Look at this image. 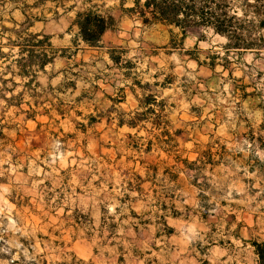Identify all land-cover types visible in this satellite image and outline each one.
Returning a JSON list of instances; mask_svg holds the SVG:
<instances>
[{
    "label": "rangeland",
    "instance_id": "rangeland-1",
    "mask_svg": "<svg viewBox=\"0 0 264 264\" xmlns=\"http://www.w3.org/2000/svg\"><path fill=\"white\" fill-rule=\"evenodd\" d=\"M58 3L0 0V51L8 56L0 57V97L8 100L0 98V264H258L252 243L264 242V52L225 57L226 40L200 31L187 35L183 49L171 48L166 28L122 13L120 0H93L119 19L104 47L74 45L75 11L67 8L78 10L83 0ZM31 23L28 33L50 35L58 51L38 74L39 87L6 69H16L19 52L10 41ZM116 46L130 69L109 59ZM214 58V71L199 64ZM166 78L172 84L163 88ZM146 95L165 102L172 131H181V159L196 161L215 142L225 147L223 164L202 173L209 180L198 176L208 200L186 183L198 171L180 175L186 185L171 202L176 217L159 210L160 188L146 182V163L174 164L163 151L145 152L157 132L150 124L117 126ZM200 205L210 207L206 221ZM163 216L175 230L170 237L159 230Z\"/></svg>",
    "mask_w": 264,
    "mask_h": 264
},
{
    "label": "trees",
    "instance_id": "trees-1",
    "mask_svg": "<svg viewBox=\"0 0 264 264\" xmlns=\"http://www.w3.org/2000/svg\"><path fill=\"white\" fill-rule=\"evenodd\" d=\"M46 1V0H39ZM58 1L59 5L65 6L64 2L69 0H52ZM121 1V12L124 14L137 15V17L146 26H162L167 29L170 35L169 46L171 48L183 49L185 38L190 32L200 31L201 33L210 32L214 36H220L226 40L221 46L226 56L231 52L241 57L247 53L260 54L264 52V0H133L134 6L124 8L126 0ZM76 4L67 8L69 11H75V19L72 28L77 29L75 38L72 40L74 45L79 42L85 44L91 49H100L103 46V37L107 32L115 31L119 26V19L109 10H104V5L93 4V0H83L80 9L75 10ZM24 31H16L18 36L15 41H10L13 48L19 47L18 58L13 61L15 70L11 69V65L6 67L10 70L13 77L17 76L22 80H28L25 86L36 84L40 86L38 79L39 73H45V69L49 65H53L58 57L57 49L53 48L52 37L44 33H28L29 27ZM177 31V32H176ZM25 33L26 35H22ZM126 50L122 46H116L109 50L108 55L111 62L119 69H130L133 65L131 60H125ZM0 57L7 58V54L0 51ZM224 59V58H223ZM199 62V59H196ZM210 68L212 71L216 68L215 58L210 63H200ZM124 66V67H123ZM227 69L226 65H222ZM125 76H128L127 73ZM172 79L166 78L161 84L163 88H168ZM2 84L6 80L1 81ZM143 91L145 87H141L140 83H134ZM4 91L0 85V92ZM134 92V89H133ZM6 102L5 96H2ZM139 101V106L135 111L125 113L122 112L118 119L117 126L119 128L127 127L131 130L140 131L145 128L144 124H150L153 131L152 138L146 142L145 152L150 154L153 150L163 151L167 155V159L172 160L174 164L170 165L167 160L157 163H146V182L149 181L160 188V191H154V198L157 201L159 210L171 212L176 217L179 215L174 211L173 204L176 198L181 195L176 193L181 191L186 183L189 186L197 187L201 190L200 198L203 201L208 200L204 196V188H209L206 183H198V176H202L204 181L209 180L202 175L203 172L223 164L225 147L215 142L213 146H208V150L200 153V158L196 161L189 162L187 159H181L178 153L177 137L181 134L180 130L172 131L171 121L168 119V113L163 105L165 102H158L154 95H146ZM91 124L96 123L95 119H91ZM132 136L129 134L128 138ZM213 149H215L213 151ZM199 164V166H197ZM183 165V169L179 166ZM209 168V169H208ZM163 169V174L160 175ZM187 171H198L195 175H187L184 184L180 175ZM142 180L140 176H137ZM171 186V187H170ZM139 193L142 189L138 186ZM129 199V196H126ZM139 198H133L131 201H139ZM170 206V207H169ZM204 209L202 219L206 221L210 216V207L208 205H200ZM134 216H137L132 212ZM162 234L170 237L175 230L170 227L166 221V217H161ZM211 227H213L211 225ZM246 227L243 223L238 225L241 230ZM215 229L212 228V232ZM229 231V228H225ZM157 236L161 234L157 233ZM223 245V242L220 243ZM252 247L258 258V264H264V242H253ZM202 264H210L208 261H201Z\"/></svg>",
    "mask_w": 264,
    "mask_h": 264
}]
</instances>
